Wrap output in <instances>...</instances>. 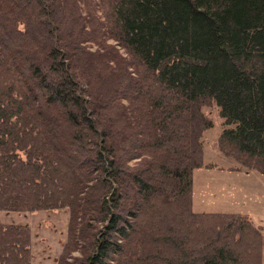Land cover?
Listing matches in <instances>:
<instances>
[{
  "label": "trees",
  "instance_id": "trees-1",
  "mask_svg": "<svg viewBox=\"0 0 264 264\" xmlns=\"http://www.w3.org/2000/svg\"><path fill=\"white\" fill-rule=\"evenodd\" d=\"M264 173V0H0V211L67 209L55 264H261L239 212L193 210L204 106ZM0 223V264H31Z\"/></svg>",
  "mask_w": 264,
  "mask_h": 264
},
{
  "label": "rangeland",
  "instance_id": "rangeland-1",
  "mask_svg": "<svg viewBox=\"0 0 264 264\" xmlns=\"http://www.w3.org/2000/svg\"><path fill=\"white\" fill-rule=\"evenodd\" d=\"M212 126L202 135L204 164L193 171V210L196 212H239L264 232V173L236 169L237 162L218 149L217 136L223 128L218 106L202 108ZM67 209L35 212L0 211V222L27 224L31 228V264H55L66 236ZM261 264H264V250Z\"/></svg>",
  "mask_w": 264,
  "mask_h": 264
},
{
  "label": "crops",
  "instance_id": "crops-1",
  "mask_svg": "<svg viewBox=\"0 0 264 264\" xmlns=\"http://www.w3.org/2000/svg\"><path fill=\"white\" fill-rule=\"evenodd\" d=\"M4 222L10 223L9 221H4ZM0 223H3V222H0ZM32 256H33V255H32Z\"/></svg>",
  "mask_w": 264,
  "mask_h": 264
}]
</instances>
